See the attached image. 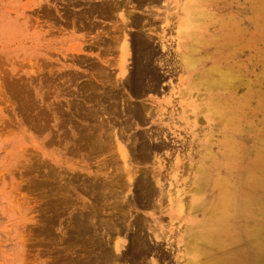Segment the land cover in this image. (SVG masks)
<instances>
[{
    "label": "rangeland",
    "instance_id": "1",
    "mask_svg": "<svg viewBox=\"0 0 264 264\" xmlns=\"http://www.w3.org/2000/svg\"><path fill=\"white\" fill-rule=\"evenodd\" d=\"M100 1L0 0V264H264V0H218L180 28L182 9L194 0H115L124 10L117 12ZM165 15L167 25L158 20ZM228 16L240 30L235 58L222 65L236 71L235 98L206 102L207 91L190 88L200 70L183 68L182 45H200L201 56L216 53V32ZM142 40L148 45L141 49ZM145 67L154 76L147 86ZM217 99L227 114L207 124L206 107ZM230 125L233 138L224 135ZM209 139L214 145L201 153L213 159L248 151L228 160L233 176L221 192L226 216L243 212L231 235L237 246L186 250L195 216L188 220L184 200V214L170 218L167 194L185 198L199 145ZM197 219L204 227L217 222ZM137 226L161 248H123ZM161 228L164 240L148 232Z\"/></svg>",
    "mask_w": 264,
    "mask_h": 264
},
{
    "label": "bare ground",
    "instance_id": "2",
    "mask_svg": "<svg viewBox=\"0 0 264 264\" xmlns=\"http://www.w3.org/2000/svg\"><path fill=\"white\" fill-rule=\"evenodd\" d=\"M137 3L142 4L143 0H135ZM149 1V3L157 4L158 0H147L146 3ZM101 9L109 8L114 11H118L122 8V6L119 5L118 1L115 0H101L100 1ZM218 0H194V3L190 6H184L182 10L185 11L186 18H182L179 23L178 27H182L185 25L186 22L194 21V20H200L202 16H205L204 12L198 11V9L208 6L209 5H217ZM122 10V9H121ZM124 11V10H122ZM118 15L119 21L124 24V26L127 24L125 19L124 12ZM168 12V11H167ZM159 21H163L165 25L168 24L170 21V18L168 15H165L164 17H161L158 19ZM157 21V22H159ZM136 23V21H133V23ZM129 24V23H128ZM206 25L210 26L212 24H209L207 21L205 22ZM130 25V24H129ZM213 26V25H212ZM199 29V28H198ZM240 30L237 26L236 18L232 16H228L226 22L222 25V27L219 28L218 33V39L219 45L217 46L216 53H212L211 56L207 57V55L201 56V50L203 49L200 47V45L193 46L191 44L188 45V42L184 43L182 45L184 49V54L181 57L182 66L185 70H200V80H196L190 88L193 87V89L197 91H207L206 96V102H212L214 99L218 98L219 96H222L227 103L233 104L235 94L230 89H233L234 86V79L233 76L236 73V71L232 73H227L222 71V65L226 62L227 59H230V62H232L233 58L236 56V49L237 45L239 43V34ZM247 32V30H246ZM184 35H188L187 32H184ZM248 34V32H247ZM150 38H147L149 40ZM192 40V39H190ZM147 41H141L140 48L142 46L148 45L146 43ZM146 43V44H145ZM126 48L125 56H128V48L129 46L126 44L124 45ZM143 48V47H142ZM141 48V49H142ZM199 56V58H197ZM121 70L120 75H122L125 72V61L126 59L121 57ZM209 67L206 68V65L209 64ZM146 68V67H145ZM143 69V68H142ZM248 70V69H247ZM145 76L143 78L145 85L151 81H153L154 76L152 75V72H148V68H146ZM248 73V71L246 72ZM132 74H129L128 77L123 80L125 85L131 83ZM156 81V80H155ZM149 88H152V84L148 85ZM189 89L187 88L185 91L179 92V96L186 92H188ZM184 92V93H183ZM210 93H212V96H210ZM183 97V96H182ZM180 97V98H182ZM210 100V101H209ZM221 99H217L215 102V105H209L206 107L207 113L203 118L205 119L206 123L208 124L209 119H214L217 115L219 116H225L227 114V110L224 109L222 112H219V101ZM134 111V110H133ZM229 112L236 113L234 110V107L231 106L228 109ZM134 115H137V110L132 112ZM201 115V114H200ZM134 116V117H135ZM223 118V117H222ZM220 118V120L222 119ZM227 127V126H226ZM236 129L233 125H230L227 132L224 135L226 137L233 138V132ZM226 131V129L224 130ZM104 133V131H103ZM103 135V134H102ZM106 138V137H105ZM103 136H101L102 141L104 142ZM204 143L200 144V154L197 155L200 156V159L198 161L199 166L195 167V171L193 172V181H192V187L188 189L187 192H184V199H181L180 196H175L174 198H171L170 194H167L168 197V216L171 217H179L181 214H184L182 211L183 208V201L185 200L187 202V217L190 220L191 216H195L193 221L192 230H195L193 233L187 237L186 242V250L189 248H195L196 246L200 248H208L210 251L214 250V248H220V246L226 245L229 248H236L237 243L235 239L231 236L234 232V226L235 221L243 215V212L237 211L232 215L226 216L225 211L228 209V204L223 201V199L227 198V195L225 193H221L224 191L223 184L225 180H228L232 178V173H227L226 170V164L228 160H237L239 159L240 155H245L248 151L243 150H236L234 149L233 152H228L226 155L221 156L220 158H212V156H204L201 152L205 148H207V144L212 143L213 141L211 139L204 141ZM119 155L123 158V165L126 166L127 163V154L125 150L122 147H119L118 149ZM259 159L263 160L261 163V166L264 168V157L260 155ZM182 165V164H181ZM211 166L212 169H208V167ZM179 165H178V159H176V164L173 166V175L171 177L172 181H174V184L177 185V175L179 174ZM261 167V169H263ZM162 167L158 166V170H161ZM125 175L128 177L131 176L130 170H125ZM158 172V176H159ZM137 180L131 179V182L127 185L129 188L128 191L131 193V188H134ZM157 184H160L159 177L157 178ZM105 187V186H104ZM115 190L117 194L121 192L119 189V186H115ZM140 189V187H138ZM143 195H146V191H148V188L142 189ZM169 192V191H168ZM178 192V191H176ZM156 192H152V194H155ZM159 193V192H158ZM230 194V193H229ZM231 195V194H230ZM147 197H150L149 191L147 192ZM132 199L136 198L135 194L131 196ZM162 199H163V193L159 194L158 202L160 205H162ZM221 202V203H219ZM121 207V206H120ZM202 216L204 218H213L217 217L216 224L212 223L204 227V221L198 220V216ZM112 226H116L114 223H112ZM82 227V225H81ZM141 227L137 226L134 228V236L131 238L126 246H123V248H161L157 244L151 243L152 237L145 234V232L138 234V230ZM111 229V225L107 222H104V232ZM147 230V228H146ZM103 232V235H104ZM151 232L155 239L157 240H164L166 238V234L164 229H160V232L157 234L153 231ZM149 242V243H148ZM122 243H116L115 248H118ZM196 245L195 247H193ZM192 250V249H191ZM216 250V249H215ZM194 251V250H193ZM192 251V252H193ZM191 252V253H192ZM186 254V252H185ZM211 256L214 254L209 253ZM197 256V255H196ZM197 258V257H196ZM209 264V263H206Z\"/></svg>",
    "mask_w": 264,
    "mask_h": 264
}]
</instances>
